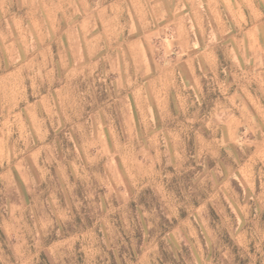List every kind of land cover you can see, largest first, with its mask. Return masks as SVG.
<instances>
[{
    "label": "rangeland",
    "instance_id": "rangeland-1",
    "mask_svg": "<svg viewBox=\"0 0 264 264\" xmlns=\"http://www.w3.org/2000/svg\"><path fill=\"white\" fill-rule=\"evenodd\" d=\"M43 4L0 0V43L30 41L41 65L122 41L118 69L151 77L159 110L132 101L71 138L46 98L0 113V264H259L245 237L264 235V0ZM137 134L157 165L139 184L129 169V190L110 153Z\"/></svg>",
    "mask_w": 264,
    "mask_h": 264
},
{
    "label": "clouds",
    "instance_id": "clouds-1",
    "mask_svg": "<svg viewBox=\"0 0 264 264\" xmlns=\"http://www.w3.org/2000/svg\"><path fill=\"white\" fill-rule=\"evenodd\" d=\"M41 6L47 8L43 0ZM9 37L10 41L6 39L0 43V113L9 119L17 111L25 112L29 108L30 96L33 97L31 103L38 108H41L40 101L46 98L51 116H46L45 119H51L53 129L68 126L70 130L64 134L71 138L85 126L94 131L103 123V119H108L111 127L113 120L110 114L113 112L123 114L127 120L132 101H136L145 113L150 114L153 107L159 110L152 78L146 77L143 72L129 75L126 67L118 69L123 61L122 41L111 39L103 43L95 55H86L84 47L88 41L85 38L83 47L73 48L71 51L61 49L59 60L49 54L46 64L38 65L35 49L30 41L18 40L11 37V34ZM33 84L36 85L35 88L32 87ZM101 90L107 93V99L102 101L99 99ZM197 103L198 100L193 99L188 106L195 107ZM181 117L182 122L187 124V113L177 107L170 119L179 121ZM149 141L150 137L142 138L137 134L119 147L113 146L111 150V158L117 160L116 169L128 184L129 190V169L139 184L145 182L142 179L144 171L157 165L156 157L153 156L151 160L145 157L146 151L151 153ZM162 157L158 170L164 173V161L170 159L171 154L166 151L162 153ZM125 161H128L127 168ZM141 164L143 168L139 166ZM162 178L156 177L157 182ZM236 231L239 232V228ZM245 239L248 243L255 240L257 245L254 252L248 253L249 257L264 264V235L252 234L251 239L248 236ZM180 242L183 241L176 243ZM39 251L37 247L35 252L29 251L28 255L35 260Z\"/></svg>",
    "mask_w": 264,
    "mask_h": 264
},
{
    "label": "crops",
    "instance_id": "crops-1",
    "mask_svg": "<svg viewBox=\"0 0 264 264\" xmlns=\"http://www.w3.org/2000/svg\"><path fill=\"white\" fill-rule=\"evenodd\" d=\"M263 96H264V92H263Z\"/></svg>",
    "mask_w": 264,
    "mask_h": 264
}]
</instances>
